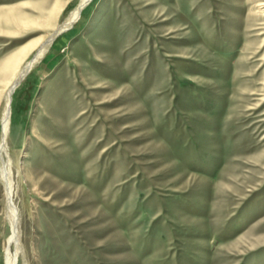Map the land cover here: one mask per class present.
Here are the masks:
<instances>
[{
	"label": "rangeland",
	"instance_id": "374dc122",
	"mask_svg": "<svg viewBox=\"0 0 264 264\" xmlns=\"http://www.w3.org/2000/svg\"><path fill=\"white\" fill-rule=\"evenodd\" d=\"M79 2L0 0V142ZM51 41L11 98L17 264H264V0H92ZM12 234L0 170V264Z\"/></svg>",
	"mask_w": 264,
	"mask_h": 264
},
{
	"label": "bare ground",
	"instance_id": "6f19581e",
	"mask_svg": "<svg viewBox=\"0 0 264 264\" xmlns=\"http://www.w3.org/2000/svg\"><path fill=\"white\" fill-rule=\"evenodd\" d=\"M92 0H80L78 7L71 12V14L61 23L57 26L54 33L56 32V36L62 33L67 27L71 26L72 23H74L82 9L88 5ZM47 41L46 43L42 44L41 48L39 49L38 53L35 55V57L30 60V62H26L25 64H21L20 66H17L16 71L13 73V77L11 81L7 84V87L5 89V96H4V110H3V132L0 142V170L3 182L5 184L6 193L9 201V218L11 220V225L13 228V234L9 238L7 246L5 247V258H6V264H17L18 261V252L20 250V232L18 230V222H16L15 219V204L12 202V197L14 195V189H15V182L13 180V171L12 166L13 163L11 159L9 158V134L11 130V117H12V105H11V98L13 90L15 89L16 85L22 80V78L27 74V71L33 66V64L42 57L43 53L48 49L47 47L52 42L51 39ZM40 60V59H39ZM7 157L8 159L5 160L3 157ZM14 208H13V207ZM15 244L17 246V251L14 253L11 250V245Z\"/></svg>",
	"mask_w": 264,
	"mask_h": 264
},
{
	"label": "water",
	"instance_id": "95a60500",
	"mask_svg": "<svg viewBox=\"0 0 264 264\" xmlns=\"http://www.w3.org/2000/svg\"><path fill=\"white\" fill-rule=\"evenodd\" d=\"M56 36V32L55 33H53V39H54V37Z\"/></svg>",
	"mask_w": 264,
	"mask_h": 264
}]
</instances>
